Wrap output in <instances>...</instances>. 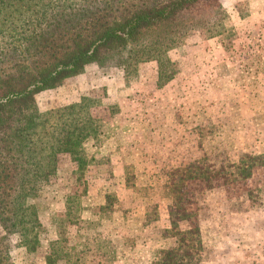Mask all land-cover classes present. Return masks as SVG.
<instances>
[{"label":"rangeland","instance_id":"rangeland-1","mask_svg":"<svg viewBox=\"0 0 264 264\" xmlns=\"http://www.w3.org/2000/svg\"><path fill=\"white\" fill-rule=\"evenodd\" d=\"M220 13H226L224 21ZM191 15L209 26L222 18L226 31L212 39L204 29L190 33L170 53L178 74L168 84L158 85L156 62L141 64L130 81L122 69L91 64L36 96L42 112L96 99L93 114L109 129L105 143H128V131L137 132L138 142L124 153H147L145 163L114 170L100 152L105 143L99 149L105 162L84 176L82 222L68 230L80 264H150L156 251L175 245L163 238L172 204L165 184L173 170L204 156L220 167L264 153V0L202 2ZM118 131L126 137L117 138ZM74 169L61 157L57 175L42 187L36 201L44 229L39 248L29 251L0 225V254L13 264H46L68 196L83 191ZM122 170L126 175H118ZM122 176L134 188H124ZM188 202L196 219L181 227L200 226L202 264H264V167L241 185H189ZM103 240V254L94 252Z\"/></svg>","mask_w":264,"mask_h":264},{"label":"trees","instance_id":"trees-1","mask_svg":"<svg viewBox=\"0 0 264 264\" xmlns=\"http://www.w3.org/2000/svg\"><path fill=\"white\" fill-rule=\"evenodd\" d=\"M212 1L0 0V225L33 252L44 230L36 201L43 185L57 175L61 157L75 165L73 174L83 186L80 194L67 198L46 264H80L68 230L82 222L81 202L88 193L84 176L105 162L98 152L109 129L93 114L96 99L83 97L42 112L36 96L61 87L91 64L122 69L130 81L141 64L156 62L158 85L168 84L178 74L170 53L184 46L190 33L204 29L212 39L226 31L222 18L209 26L191 15L200 3ZM263 167L264 153L220 167L204 156L173 170L165 184L172 204L163 238L175 239V245L156 251L150 264H202L200 226L181 227L196 219L189 208V185L208 190L241 185ZM127 186L134 188L128 180ZM107 244L96 243L94 252L103 254ZM0 264L13 263L0 254Z\"/></svg>","mask_w":264,"mask_h":264},{"label":"crops","instance_id":"crops-1","mask_svg":"<svg viewBox=\"0 0 264 264\" xmlns=\"http://www.w3.org/2000/svg\"><path fill=\"white\" fill-rule=\"evenodd\" d=\"M130 133V137H128V143H119L120 141H118L117 139H110L108 142H106L104 144V146L100 149V152L101 154H104V155H108L109 158H110V162L112 163V165L114 166V170L117 168H119V166H126L128 165L130 162L133 163L134 165H136V167L141 163H145V160L147 161L148 158L146 156L147 153H144V152H139V153H128V154H125L124 153V149L126 148H130L132 146H135L136 143L138 142L137 140V132H135V134H132L131 131H128ZM126 137V133H123V136L122 134H119V131H118V134H117V138H120V137ZM124 146V147H123ZM126 146V147H125ZM147 158V159H145ZM136 159V161H132ZM120 169V168H119ZM124 169V168H123ZM117 174V173H114V175ZM103 175V174H102ZM118 175H126L125 173V170H122L119 172ZM122 182L124 184V188L127 187V179L122 176ZM169 228V227H168Z\"/></svg>","mask_w":264,"mask_h":264}]
</instances>
